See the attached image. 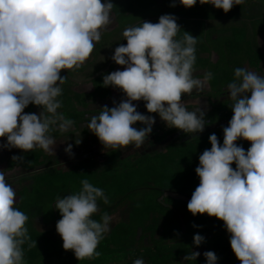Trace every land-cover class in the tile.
<instances>
[{
    "label": "clouds",
    "instance_id": "9594fccd",
    "mask_svg": "<svg viewBox=\"0 0 264 264\" xmlns=\"http://www.w3.org/2000/svg\"><path fill=\"white\" fill-rule=\"evenodd\" d=\"M197 0H179L190 8ZM227 13L244 0H199ZM170 6H176L175 3ZM111 0H0V137L2 147L26 152L34 147L53 152L55 141L50 126L67 131L72 121L58 113L57 99L66 77L62 69L80 67L90 56L101 31L111 23ZM172 14H162L156 23L143 21L125 27L111 60L123 66L102 75V84L120 89L127 99L112 107L104 106L88 118L86 127L104 147L140 148L152 131L155 118L137 111L133 101H144L148 113H156L169 128L200 132L207 121L205 111L195 101L189 110L182 95L212 78L193 75L196 37L184 31ZM226 90L232 101V116L222 128L223 142L215 133L208 136L210 148L198 156L195 168L199 183L187 202V210L223 221L229 244L240 264H264V75L244 67L233 69ZM29 103L40 106L39 114L23 110ZM137 122L143 127H133ZM246 140L245 150L235 143ZM80 142V141H79ZM77 142V144L79 143ZM72 144L64 151L71 155ZM22 156H12L21 159ZM235 164V168L231 165ZM78 192L57 197L59 211L55 231L62 248L71 250L77 260L98 256L97 245L110 230L111 217L105 212L93 219L98 200L108 204L103 189L87 179ZM15 190L0 171V264H23L21 245L30 238L27 215L14 206ZM196 227V225H193ZM194 234V245L204 242ZM35 245V241L29 247ZM191 251L183 260L196 259ZM205 264H217L216 254L203 252ZM132 264H144L142 258Z\"/></svg>",
    "mask_w": 264,
    "mask_h": 264
},
{
    "label": "trees",
    "instance_id": "16d2710c",
    "mask_svg": "<svg viewBox=\"0 0 264 264\" xmlns=\"http://www.w3.org/2000/svg\"><path fill=\"white\" fill-rule=\"evenodd\" d=\"M111 2L114 25L100 36L91 58L80 67L60 72L66 79L57 97L61 102L57 112L72 121L71 127L76 132L105 106L93 107L97 101L106 102L121 93L118 88L103 86L102 75L115 71L118 66L110 57L116 46L126 43L122 30L138 22L156 23L162 14L176 17L180 28L177 39L182 38L184 31L196 37L194 72L212 73L202 91L210 107L205 113L207 126L226 122L232 116L229 107L232 101L225 99V94L235 67H249L264 75L261 68L264 54L259 45V36L264 37V0H244L227 13L211 4L202 5L199 0L190 8L180 5L179 0ZM173 3L176 6H170ZM40 111V106L31 103L23 110L36 114ZM141 113L159 117L156 113ZM132 126L144 125L137 122ZM223 127L195 136L185 132L161 152L133 153L128 157H123L121 149L109 150L101 156L86 153L66 168L57 156L41 148L8 156L0 164L6 181L7 175L17 171L29 173L18 181L20 188L14 189V206L28 217L25 227L30 239L21 245L23 264H132L137 258H142L144 264H205L203 255L183 260L185 255L200 248L204 252L213 251L217 264H240L230 248V234L223 227V221L207 214L193 216L187 210V202L199 183L195 173L198 156L211 147L209 134L215 133L218 143L223 142ZM180 132L183 131L169 128L152 144H160ZM48 135L55 140L66 137L57 126H50ZM235 143L245 150L250 146L246 140ZM13 155L22 158L12 160ZM231 166L235 168L234 163ZM82 179L103 189L108 197V204L97 201L98 211L93 219L99 220L105 212L111 218L118 213L125 217L110 227L98 243L96 251L100 255L77 260L71 250L62 248V239L55 231L60 214L54 206L57 197L78 192ZM39 223L51 229L40 231ZM197 233L205 238L198 246L192 241ZM33 241L35 245L29 247Z\"/></svg>",
    "mask_w": 264,
    "mask_h": 264
},
{
    "label": "crops",
    "instance_id": "0c3cea01",
    "mask_svg": "<svg viewBox=\"0 0 264 264\" xmlns=\"http://www.w3.org/2000/svg\"><path fill=\"white\" fill-rule=\"evenodd\" d=\"M114 22H115V18H114L113 15H111V23L109 25H107L101 31V35L103 33L107 32L109 30V28L114 25ZM259 45H260L262 53L264 54V37L262 35L259 36ZM96 46H97V41L94 42V47H93V50H92L91 54L93 53V51L96 48ZM91 54H90V58H91ZM261 68H262V72L264 73V63L262 64ZM118 69L119 70H123V66L118 65L115 70H118ZM247 69L256 72L254 69H251L249 67H247ZM256 73H258V72H256ZM258 74H260V73H258ZM193 75L197 77L199 75H203V72H194ZM205 85H206V83L203 85L202 89H200L199 91L194 88L190 94L182 95V98L190 96V95H196V96H200L201 98H203L206 101V103H207V100L203 96V92H202ZM122 99H127V97L121 91L119 97L113 98V99L108 100L106 102L97 101V103L93 107L97 108V106L99 107V106H104V105L110 107L111 105H113L114 101L118 104ZM225 99L230 100L227 90H226V94H225ZM111 101H112V104H109V102H111ZM133 103L136 104V106H137L136 110L137 111H139V112H147V110L144 107V103H145L144 101H133ZM188 105H194V104L186 103V106H188ZM207 108H209V109H206V110L209 111L210 107H209L208 103H207ZM154 118L157 119V122H155L153 124L152 129L158 127L157 126L158 123H160V124L165 123L164 121H162L160 119V117H154ZM227 123H228V121L223 122V123H219V124H216V125H212V126L205 125L204 129L201 132H199L198 134H203V133H208V132L214 131V130H216L218 128L223 127ZM64 133H65L66 137L60 138L58 140L53 139L55 141V145L53 147V152H46V153H49V154L55 156V155H57L59 153L58 152L59 149L62 150V148L64 149L68 144H72L71 154H74L75 157L70 158V159H68L66 161V159L64 160L63 156H61L62 154L61 155L59 154L60 156H57V159L61 163L62 166H65V164L72 165L73 163L77 162L80 159L81 156H83V155L85 156L86 153L93 152L96 155V154L102 153L101 151L103 149L115 150V149H113L111 147H110V149H108L109 147H104L101 144V142L98 140V138L92 132H90L87 129L86 125H84L82 127V129L80 131H78V132H76L72 127H70L67 131H64ZM85 133H87L88 136H85ZM183 134H184V132H180L177 135H174V136L170 137L169 139L174 138V137H179V136H181ZM77 142H79V143L77 144ZM4 143H5V138L4 137H0V164L4 163V161L7 159V157L12 155V154H15V153H26V152H30V151H32L34 149H37V147H34L32 150H29V151H26V152H22V150L17 149V148H5V147H2V145H4ZM167 144L162 142L159 145H163V146H161V148L159 150L155 149V150H152V151H150L148 153H139V154H150V153H153V152H156V151L157 152H161V151L164 150V148L166 147ZM151 145L154 146L152 144V142H151Z\"/></svg>",
    "mask_w": 264,
    "mask_h": 264
},
{
    "label": "rangeland",
    "instance_id": "374dc122",
    "mask_svg": "<svg viewBox=\"0 0 264 264\" xmlns=\"http://www.w3.org/2000/svg\"><path fill=\"white\" fill-rule=\"evenodd\" d=\"M182 99V101L186 104V103H188V104H194V105H188V106H190L191 108H193V107H195L196 106V104L194 103L195 101H199V107H201V109H203L204 111H205V113L207 112V110L206 109H209V108H207V103H206V101L203 99V98H201L200 96H196V95H190V96H187V97H183V98H181ZM109 104H112V101L111 102H109ZM113 105H111L110 107H112ZM155 122H157V119H155ZM158 127H156V128H153L152 129V131H151V133L149 134V136L146 138V140H145V142H144V144H142L141 145V147L140 148H136V147H134L133 145H128V146H126V147H124V148H121V150L123 151V157H128L129 155H131V154H133V153H148V152H150V151H152V150H155V149H160L161 148V146H163V145H154V146H152L151 145V142L156 138V137H158V136H160L163 132H165L167 129H169V127H167L166 126V124L165 123H163V124H160V123H158V125H157ZM201 132V131H200ZM187 133H189L190 135L192 134L193 136H195V135H197L199 132H195V133H191V132H187ZM174 138H176V137H174ZM174 138H171V139H168L167 141H165V142H163V143H165V144H167V143H169V142H171V140H173ZM65 149V148H64ZM64 149L62 148V150L61 149H59V153L57 154V155H55V156H60L61 154V156H63V159L65 160L66 159V161L68 160V159H70V158H73V157H75V155L74 154H71V155H69L68 153H66L65 151H64ZM108 149H110V147L108 148ZM105 150V151H104ZM107 151H109V150H106V149H103L101 152L102 153H100L101 155L103 154V153H105V152H107ZM93 153V152H92ZM60 154V155H59ZM93 154H95V153H93ZM100 154H96V155H100ZM86 155V154H85ZM100 155V156H101ZM67 163V162H66ZM69 166V164H65V166H63V168L65 167H68ZM14 175V176H13ZM27 175H29V173H25V172H22V171H17V172H15V173H13V174H11V175H7V181L6 182H8V183H12V185H13V187H14V189L15 190H18L19 188H20V184L18 183V181L20 180V179H22V178H24L25 176H27ZM13 176V177H12ZM12 177V178H11ZM9 178V179H8ZM124 215L123 214H121V213H118V214H116V215H114L112 218H111V221H110V227H112V226H114L116 223H118L119 221H121V220H123L124 219ZM37 226H38V229L40 230V231H46V230H49V229H51V227H46V226H43L41 223H39V224H37ZM196 252H199L200 253V255H203V252H204V249L203 248H200V249H196L195 250ZM199 255V256H200Z\"/></svg>",
    "mask_w": 264,
    "mask_h": 264
},
{
    "label": "water",
    "instance_id": "95a60500",
    "mask_svg": "<svg viewBox=\"0 0 264 264\" xmlns=\"http://www.w3.org/2000/svg\"><path fill=\"white\" fill-rule=\"evenodd\" d=\"M109 68H107V70H108Z\"/></svg>",
    "mask_w": 264,
    "mask_h": 264
}]
</instances>
